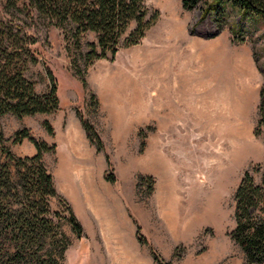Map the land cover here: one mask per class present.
<instances>
[{
    "label": "rangeland",
    "instance_id": "1",
    "mask_svg": "<svg viewBox=\"0 0 264 264\" xmlns=\"http://www.w3.org/2000/svg\"><path fill=\"white\" fill-rule=\"evenodd\" d=\"M146 4L158 17L141 42L122 43L114 58L90 65L69 53L70 28L66 34L38 14L18 12L16 25L38 39L39 61L26 76L44 93L50 70L60 107L0 115V130L19 157L37 152L29 139L13 143L20 129L55 145L44 163L59 195L50 201L62 216L54 220L69 242L62 264H158L151 247L172 264H244L231 233L240 182L250 171L261 183L264 171V20L230 9L219 29L182 0ZM134 28L133 22L129 32ZM93 40L95 33L84 35L82 52ZM69 208L82 225L81 240L67 220Z\"/></svg>",
    "mask_w": 264,
    "mask_h": 264
},
{
    "label": "trees",
    "instance_id": "2",
    "mask_svg": "<svg viewBox=\"0 0 264 264\" xmlns=\"http://www.w3.org/2000/svg\"><path fill=\"white\" fill-rule=\"evenodd\" d=\"M187 10L198 9L200 20L211 17L223 29L230 9L264 20V0H182ZM18 12L28 17L38 14L55 26L68 28L65 35L68 51L76 62L81 56L86 65L97 59L114 58L121 44L137 45L158 17L149 15L146 0H0V115L11 113L18 118L52 113L59 109L58 83L48 70L49 89L38 93L26 71L39 61L38 39L16 25ZM135 28L129 32L132 23ZM95 33L86 43L83 37ZM88 138L99 150L104 143L93 125L81 116ZM45 127L53 134V126ZM264 125V85L260 90L258 126ZM260 132V131H259ZM29 139L36 147L33 156L19 157L9 147L0 130V264H62L68 238L60 229L62 216L51 210L52 198H59L54 177L44 163V154L55 145L35 138L28 128L16 131L13 143ZM110 169L112 163L107 156ZM107 179L115 182L114 174ZM236 227L233 240L245 254L244 264H264V171L261 183L247 171L235 193ZM67 220L81 240L83 228L69 208ZM54 216L59 220L55 223ZM147 243V240L140 236ZM49 246V248H46ZM58 249V250H57ZM45 253H42L44 252ZM158 264H172L151 247Z\"/></svg>",
    "mask_w": 264,
    "mask_h": 264
}]
</instances>
